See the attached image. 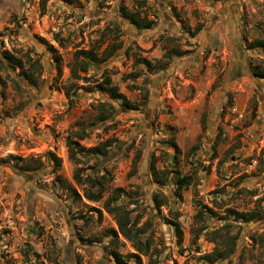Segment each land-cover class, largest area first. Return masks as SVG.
Segmentation results:
<instances>
[{
  "label": "rangeland",
  "instance_id": "obj_1",
  "mask_svg": "<svg viewBox=\"0 0 264 264\" xmlns=\"http://www.w3.org/2000/svg\"><path fill=\"white\" fill-rule=\"evenodd\" d=\"M122 8L153 27L137 28ZM256 40L264 41V0H0V55L42 65L37 86L20 69L0 71V264H119L114 253L125 264H264ZM118 46L73 76L77 51ZM105 77L138 107L102 92ZM102 103L114 107L106 121ZM106 142L108 153L96 156ZM77 174L103 184H78ZM186 176L193 184L178 190ZM116 189L147 246L141 263L133 242L109 236L118 226L103 205ZM216 251L224 258L211 263Z\"/></svg>",
  "mask_w": 264,
  "mask_h": 264
},
{
  "label": "trees",
  "instance_id": "obj_2",
  "mask_svg": "<svg viewBox=\"0 0 264 264\" xmlns=\"http://www.w3.org/2000/svg\"><path fill=\"white\" fill-rule=\"evenodd\" d=\"M122 16L130 21L133 25H135L139 29H150L153 27L154 22L153 21H147L146 19H141L139 15L136 13L128 10L127 8H122ZM121 46L113 47L111 49L105 50L100 56L97 53H94L93 51H85L80 50L75 53V66L72 69L73 76L78 78L77 72L78 67L83 72L87 73L90 66H97L100 65L107 60L111 56L114 55L117 49H119ZM49 50L54 52V48L52 45L48 44ZM250 49H261L264 52V41L262 40H256L250 44ZM174 54L168 53L165 56L164 65L161 67V70H164L170 61L172 60ZM179 56V55H178ZM30 69L25 67L24 62L22 59H19L15 56H13L10 52L5 51L3 55H0V71L7 68V66L12 67V69L17 70L20 69L19 76L23 77L30 85L37 86L38 80L41 75V68L42 65L39 63V61H31L29 60ZM32 62V63H31ZM147 66H149L151 63L148 61L145 62ZM35 73H38L36 76ZM254 75L257 78L264 80V72L258 71L257 69L254 71ZM100 90L102 92H106L110 95V97L114 100L120 101L122 103V106L127 108H137L138 106L133 105L130 103L120 92L117 86L113 85V81L110 77H105L103 83L100 85ZM108 107V108H107ZM114 112V107L102 103L99 105V113H100V120L106 121L109 119L111 114ZM84 137H81L83 139ZM74 141H70L69 147L70 150L72 149L73 145H76ZM111 148V144L109 142H106L102 147H95L92 149V152L96 156H105L108 151ZM177 149V148H176ZM47 160L49 162H54L57 166H60V159H58L53 153H49L47 156ZM25 171H29L30 169H24ZM36 170V169H35ZM152 173L157 177V171L154 165H152ZM75 180L78 184L81 185H87L91 188H98L101 187L103 182L100 180L95 179L92 175H89L86 177V179H83L81 175L77 174L75 177ZM193 184V179L190 176H186L183 178H180L178 180V190H182L184 188H188ZM123 192L122 189H116L114 192V197L109 198L103 205V209L116 217L117 221V230H111L109 236L118 238L119 236H122L123 238L133 242L134 247L137 251V254H133L132 256L137 260L138 263H141L140 255L148 256L147 253V246L143 243L141 239V231L137 229L136 222L132 219L131 213L124 207V205L120 204L121 199V193ZM79 196L78 194H76ZM83 197L94 203H99L102 201V195L100 192L94 193L91 191L84 190L83 191ZM155 202L158 207L162 206L164 204V201L160 199L159 196H156ZM93 211L102 214V210L98 208H92ZM202 215L205 214L204 212L201 213ZM239 214V213H236ZM257 215H239L238 219L242 220L244 222H250L253 221L256 218ZM179 231V229H178ZM115 259L119 264H125L122 260V257L118 253H114ZM209 258H211V263L215 261L222 260L224 258V255L221 253H218L216 251L214 254L210 255ZM149 264H157L156 261H154L152 258L149 259Z\"/></svg>",
  "mask_w": 264,
  "mask_h": 264
}]
</instances>
